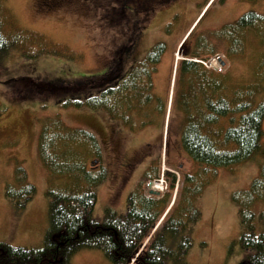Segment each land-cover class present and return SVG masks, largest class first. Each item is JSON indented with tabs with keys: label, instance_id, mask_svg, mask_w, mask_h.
I'll return each instance as SVG.
<instances>
[{
	"label": "rangeland",
	"instance_id": "374dc122",
	"mask_svg": "<svg viewBox=\"0 0 264 264\" xmlns=\"http://www.w3.org/2000/svg\"><path fill=\"white\" fill-rule=\"evenodd\" d=\"M131 1L59 0L44 4L42 0H0L5 29L12 25L35 36L23 49L13 47L0 55V240L27 248L43 245L49 226L50 175L38 144L48 122L87 129L97 136L107 171L106 179L95 187L98 201L94 213L100 219L106 208L125 210L128 192L141 181L147 193L159 190L160 194H170L166 176L179 173L180 181L170 195L172 204L181 194L184 174L196 171L181 142L185 117L179 106L182 83L177 65L202 31L220 29L248 11L264 14V0ZM262 34L247 31L233 54L228 55L224 47L204 62L216 72L228 71L241 88L254 92L256 100L264 97ZM161 41L166 51L153 83L157 97L168 104L166 117L151 110V114L137 117L135 112L133 125L124 126L112 121L103 108L64 107L69 100L84 101L100 93L98 82L96 87L86 86L111 71L128 45L122 63L125 76ZM28 53L34 56L28 58ZM145 118L151 123L142 126ZM15 161L24 164L29 181L36 186L24 208L5 195L6 183L14 181ZM149 161H153L158 176L143 180ZM263 162L264 137L261 151L249 160L217 169L215 175L208 176L210 182L198 174L203 189L194 202L201 216L191 228L193 242L185 263L179 264L241 262L246 251L239 244L242 227L233 194L250 188ZM65 181L63 178L58 183ZM254 209L263 211L264 202L256 201ZM257 225L264 232V220ZM70 264L112 263L101 250L86 248L76 253Z\"/></svg>",
	"mask_w": 264,
	"mask_h": 264
},
{
	"label": "trees",
	"instance_id": "16d2710c",
	"mask_svg": "<svg viewBox=\"0 0 264 264\" xmlns=\"http://www.w3.org/2000/svg\"><path fill=\"white\" fill-rule=\"evenodd\" d=\"M4 21L0 6V55L13 47L23 49L28 39H35L33 34H25L12 25L6 30ZM263 27L264 14L248 11L220 29L202 31L179 61V106L185 117L181 142L197 169L185 174L181 194L172 205L170 195L178 180L173 173L166 177L170 194L148 195L141 181L127 196L125 210L110 207L103 218L96 217L95 187L107 177L97 136L87 129L48 122L40 132L38 144L39 156L50 175L49 226L43 245L27 248L0 240V264H70L73 256L86 248L101 250L112 264L185 263L193 242L191 228L201 216L194 202L203 189L199 178H211L210 174L215 175L221 167L251 159L261 151L264 137V97L253 99L254 92L241 88L228 71L216 72L206 68L204 62L224 47L228 55L233 54L247 31L262 34ZM127 50L115 59L111 71L87 81L86 88L96 87L98 82L100 93L84 101L69 100L64 107L103 108L112 121H121L125 126L133 125L135 112L137 117L151 111L166 117L168 104L157 97L153 83L166 51L165 42L156 43L125 76L122 63ZM141 123L145 126L151 120L145 118ZM156 176L157 171L149 179ZM63 178L66 181L60 185ZM35 192L36 186L29 181L24 164L15 161L14 181L6 183V197L24 208ZM233 199L238 203L242 227L239 244L246 251L239 264H264V232L257 225L264 220V210L257 213L254 209L256 201L264 202V162L250 188L235 192Z\"/></svg>",
	"mask_w": 264,
	"mask_h": 264
},
{
	"label": "flooded vegetation",
	"instance_id": "af4514ba",
	"mask_svg": "<svg viewBox=\"0 0 264 264\" xmlns=\"http://www.w3.org/2000/svg\"><path fill=\"white\" fill-rule=\"evenodd\" d=\"M44 4H50L52 1L53 2H59V0H42ZM148 161V157H147V160ZM156 166L153 165V161H149L148 164L146 165V167L144 168L143 170V173H142V176H143V180H148L153 174L156 173ZM187 173V172H186ZM185 173V174H186ZM168 174H172V173H168ZM179 174V173H178ZM184 174V175H185ZM179 181H180V175H179ZM140 183V182H139ZM137 186V185H136ZM132 191V189L128 192V195L129 193ZM127 195V196H128ZM127 200V199H126Z\"/></svg>",
	"mask_w": 264,
	"mask_h": 264
}]
</instances>
